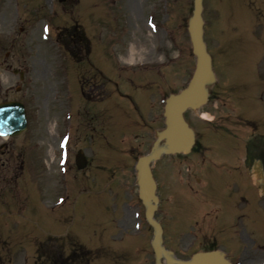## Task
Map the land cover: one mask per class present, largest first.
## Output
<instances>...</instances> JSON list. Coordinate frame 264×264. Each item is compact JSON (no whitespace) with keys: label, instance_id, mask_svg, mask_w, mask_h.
<instances>
[{"label":"rangeland","instance_id":"rangeland-1","mask_svg":"<svg viewBox=\"0 0 264 264\" xmlns=\"http://www.w3.org/2000/svg\"><path fill=\"white\" fill-rule=\"evenodd\" d=\"M97 1L101 6H94ZM88 2L0 0V102L22 101L28 115L23 133L0 137V264H56L52 237L59 240L63 264H154L152 230L138 196L135 164L149 152L155 130L163 126V98L157 96V85H152L153 97L152 91L146 94L134 91L131 84L125 86L138 102L136 108L130 99L113 94V85L104 79L108 75L123 85L126 73L119 76V65L140 69L144 63H167L166 95L182 89L196 63L186 51L191 47L186 26L193 0ZM204 3V38L215 69L221 61L225 63L220 67L226 66L232 75L238 66L253 68L254 59L264 53V0ZM71 27L81 35L83 44L78 47L88 43L90 53L72 56L60 44L58 35ZM166 30L172 43L164 38L170 37ZM132 46L138 54L134 62H127ZM260 58L264 63V56ZM99 69L107 74L101 73L104 79ZM224 69L222 80L228 81L231 77ZM136 74L143 76L145 71ZM187 113L196 129V112ZM129 117L134 126L128 132ZM48 123H53V132ZM244 128L238 127L246 137ZM133 147L136 151H131ZM78 149L90 161L81 170L75 164ZM240 151L236 146L230 194L227 185L222 196H203L196 184L188 185L185 169L170 168L174 155L155 164L154 176L162 187L157 217L178 258L187 260L202 247L217 243V248L237 259L231 250L247 242L244 246L256 257L248 264H264V197L249 168L258 164L259 155L254 153L243 164ZM260 169L264 172V156ZM137 211L147 238L128 255L118 257L111 249L108 253L106 243L115 249L121 245L111 243L116 237L125 245L137 243L127 237L137 235L132 223ZM215 211L225 219L226 230L234 233L213 232ZM86 247L93 251V260ZM248 254L240 255L245 260Z\"/></svg>","mask_w":264,"mask_h":264},{"label":"flooded vegetation","instance_id":"flooded-vegetation-1","mask_svg":"<svg viewBox=\"0 0 264 264\" xmlns=\"http://www.w3.org/2000/svg\"><path fill=\"white\" fill-rule=\"evenodd\" d=\"M263 64L260 58L253 68L238 66L229 81L222 80L225 71L221 68L218 83L208 89V102L201 107L200 115L202 118L204 113L212 115L213 121L208 124L213 135L208 129L202 130L204 142L198 145L186 166L188 173L196 177L201 195L222 196L227 185L230 190L238 127L252 125L257 129V123L250 121L264 120ZM254 145L263 146L264 139H255ZM208 151L211 154L208 155ZM213 225L219 233L227 226L220 214L215 215Z\"/></svg>","mask_w":264,"mask_h":264},{"label":"water","instance_id":"water-1","mask_svg":"<svg viewBox=\"0 0 264 264\" xmlns=\"http://www.w3.org/2000/svg\"><path fill=\"white\" fill-rule=\"evenodd\" d=\"M194 14L189 23V31L193 42V49L198 56L197 68L194 77L187 89L179 95L171 96L166 104L167 128L160 135L166 137L167 147H156L151 154L141 157L137 163L138 183L140 197L146 205V217L155 229L153 246L157 255L156 264H164L162 257L166 258V264H230L223 255L217 251L199 252L190 261H179L173 258L172 252L165 249L162 244V227L154 218L158 197L156 195V182L150 168V162L158 159L162 153L189 151L194 134L185 122L182 112L188 107H195L206 101L205 84L214 81L211 57L206 51L203 40V20L201 17L202 0L194 1ZM27 126V118L24 106L19 102H6L0 104V134L16 135ZM79 168L85 167L86 158L79 153L77 155Z\"/></svg>","mask_w":264,"mask_h":264},{"label":"bare ground","instance_id":"bare-ground-1","mask_svg":"<svg viewBox=\"0 0 264 264\" xmlns=\"http://www.w3.org/2000/svg\"><path fill=\"white\" fill-rule=\"evenodd\" d=\"M137 49L135 48V47H131L130 48V50H129V53H128V56H127V59H126V61L127 62H134L135 61V58H136V56H137ZM47 128L48 129H51L52 130V132H53V130H55V127L53 126V123H48L47 124ZM55 133H56V131H55ZM50 136L53 138V135H51L50 134ZM1 138L2 139H6L7 138V136H1Z\"/></svg>","mask_w":264,"mask_h":264},{"label":"trees","instance_id":"trees-1","mask_svg":"<svg viewBox=\"0 0 264 264\" xmlns=\"http://www.w3.org/2000/svg\"><path fill=\"white\" fill-rule=\"evenodd\" d=\"M69 46V45H68Z\"/></svg>","mask_w":264,"mask_h":264}]
</instances>
